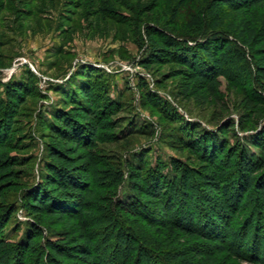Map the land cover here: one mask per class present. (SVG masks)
I'll return each mask as SVG.
<instances>
[{"label":"trees","instance_id":"16d2710c","mask_svg":"<svg viewBox=\"0 0 264 264\" xmlns=\"http://www.w3.org/2000/svg\"><path fill=\"white\" fill-rule=\"evenodd\" d=\"M144 33L142 67L182 66L179 96L220 112L227 109L220 91L224 78L241 93L239 118L208 127L160 99L158 86L151 91L140 77L143 104L178 127L170 146L189 150L201 165L171 155L151 159L145 145L123 159L110 156L101 144L150 138L154 129L130 119L125 133L117 117L123 104L107 95L96 71L94 87L82 77L78 85L64 83L75 105L43 118L56 140L47 146L43 171L28 181L23 167L33 156L8 153L27 145L11 138L9 112L36 89L32 79L25 89L21 79L7 81L0 96V264H264V0H200L186 30L146 22ZM229 134L236 136L232 143ZM127 179L123 202L120 187ZM17 188L20 204L6 203L9 190ZM20 206L59 229L44 236L39 218L28 219L20 238L7 240L3 228ZM102 244L108 259L99 255Z\"/></svg>","mask_w":264,"mask_h":264},{"label":"rangeland","instance_id":"374dc122","mask_svg":"<svg viewBox=\"0 0 264 264\" xmlns=\"http://www.w3.org/2000/svg\"><path fill=\"white\" fill-rule=\"evenodd\" d=\"M123 2L0 0V9L4 8L0 10V96L4 95V84L15 79L22 80L24 89L29 79H32L33 86L40 91H30L22 98L18 109L9 112L15 122L11 138L27 145L23 151L8 150V153L21 157L33 156L23 167L28 174V181L43 171L44 160L48 156L47 146L56 140L47 125H44L43 118L49 119L55 109H68L75 105V95L68 84L67 89L64 88V83L69 81L75 86L82 77L85 86L91 84L94 87L96 71L103 74L107 95L123 104V110L117 117L123 119L125 133L129 126L126 123L130 119L136 126L151 123L154 129V135L150 138L133 135L126 143L101 144L105 148L104 153L110 156L119 155L123 159L134 149L145 145L153 152L151 159L156 155H171L192 167L198 168L201 165L189 150L178 151L170 146L173 145L178 127L175 122L162 118L151 105L143 104L145 98L138 88L140 77L148 83L151 91L158 86L160 99L173 101L178 112L184 116L190 113L208 127H215L225 118L231 121L239 118L242 111L241 93L224 78H220V91L227 109L221 113L213 105H197L194 100L179 96L184 83L182 66L171 62L153 63L148 67L139 64L145 49V44L143 47L139 45L142 41L146 42V22H158L169 31L186 30L187 21L197 11L200 0H186L180 6L177 0ZM150 9L152 10L149 11ZM173 11H176L174 16L171 15ZM235 15L236 13H230V16ZM260 63L264 65V60ZM84 66L93 67L95 72L89 67L88 70L82 69ZM75 74L77 76L74 77ZM61 88H64L63 92ZM220 116L222 119H218ZM241 135L239 133L237 136ZM27 137L32 139L28 140ZM228 139L232 143L236 136L229 134ZM245 145L255 151L249 141H245ZM128 183L130 180L127 179L120 187L119 197L123 202L127 199ZM18 193L19 188L9 190L6 203L20 204L16 200ZM37 218L44 236L52 235L59 229L53 220L30 214L28 208L20 206L11 214L10 221L3 228L6 239L18 240L25 232L26 220ZM101 247L100 257L108 259L107 246L102 244Z\"/></svg>","mask_w":264,"mask_h":264}]
</instances>
